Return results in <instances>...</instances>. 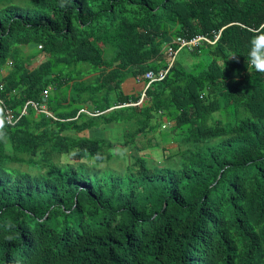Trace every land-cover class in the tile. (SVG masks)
I'll return each instance as SVG.
<instances>
[{
  "label": "trees",
  "instance_id": "1",
  "mask_svg": "<svg viewBox=\"0 0 264 264\" xmlns=\"http://www.w3.org/2000/svg\"><path fill=\"white\" fill-rule=\"evenodd\" d=\"M261 25L264 0H0V264H264ZM219 32L130 105L124 83L168 68L167 45ZM115 157L122 174L74 167Z\"/></svg>",
  "mask_w": 264,
  "mask_h": 264
},
{
  "label": "clouds",
  "instance_id": "2",
  "mask_svg": "<svg viewBox=\"0 0 264 264\" xmlns=\"http://www.w3.org/2000/svg\"><path fill=\"white\" fill-rule=\"evenodd\" d=\"M60 7H62V8L65 7V4L62 2L61 5H60ZM36 47H38V49H42V46L41 45H38ZM238 57L239 56H237L234 53H230V55H229V59L236 60V62H239ZM38 63H40V61H37L36 65H38ZM247 64H248V72L250 70H254L256 73H259V74L264 75V25H261L252 34L251 38L249 39V42H248V51H247ZM11 65H12L11 63H8V67H11ZM7 74H8L7 68H5L2 71H0V94L4 90V83L2 81V78L4 76H6ZM144 76L137 78V79H141V81H143L144 88H143L142 92L139 93V96H140L139 101L136 104H134V103L133 104H130L132 106L133 105H140L143 102V100H144V98L146 96V92H147L148 89L146 91H145V89H146V86L148 84V81L143 78ZM157 82H161V81H157ZM48 96H49V93H48ZM41 97H42V103H40V102L37 103V102H34V101H28L27 102V105H25L24 109L22 110V114H25L26 113V111L28 109V105L32 106L37 111V113H39V114L47 113L48 111H47L46 103L48 102V97H45L44 92L42 93ZM1 98L3 100V105H0V141H6V139H7V133L5 131L6 123L8 125H14L15 122H16V120H13V113H12L11 109L8 108V106L6 105L5 99L3 98V95L2 94H1ZM32 103H37L39 106L38 107H35V106H33ZM167 125L168 124H166V123L163 124L162 128L163 129L166 128ZM75 154L76 153L73 152V155H75ZM100 158L101 157L98 155L97 156V159H100ZM22 167H26V165H23V166L22 165H18V169L19 168H22ZM26 169H27V167H26ZM29 169L30 170H34L33 167H29ZM121 169H122V172H116V173H118V174L124 173V170H125V165L124 164L121 166ZM5 227H6V230H11L12 228H14V225L7 224ZM13 238L14 237L12 235H6L5 236V239L6 240H11Z\"/></svg>",
  "mask_w": 264,
  "mask_h": 264
},
{
  "label": "rangeland",
  "instance_id": "3",
  "mask_svg": "<svg viewBox=\"0 0 264 264\" xmlns=\"http://www.w3.org/2000/svg\"><path fill=\"white\" fill-rule=\"evenodd\" d=\"M3 3L8 6L9 3H11V5H20V6H27V5H30V0H23V1H18V0H3ZM39 64V63H38ZM127 87H129V89H132L131 92L133 91L134 93L136 94H139L140 91H138V93L136 92V89H134V86L132 84H127L125 83ZM111 132H109L110 134ZM86 136H89L90 135V132H86L85 133ZM171 145V144H170ZM168 146V148H171V149H174L177 147V144L176 145H172V146ZM145 152V151H144ZM167 153V155H172V153H175V152H172L170 153V151L168 152H164L163 150H159L158 153L154 154L152 153V159L156 162V161H160L158 164L159 165H165L167 164L168 162L163 160L162 157H165V155ZM120 156L121 158L124 157V160L126 161L127 160V163L128 165H130V160L132 159V155L128 154L127 156H121V155H118ZM67 157H63V162L66 163L68 162L69 158ZM69 162H72L71 160H69ZM124 164V161L122 162L121 159H118L117 157L115 158H112L111 162L107 163V164H99V165H96L94 162L90 163V161H85V160H82L81 163H77L74 167L76 166H82L85 170H87L88 172H90L91 174H101L102 172L104 171H108V172H112V174L114 172H122V169H121V166ZM105 165V166H104ZM102 166H104L102 168ZM26 167H22V169L24 170Z\"/></svg>",
  "mask_w": 264,
  "mask_h": 264
},
{
  "label": "built area",
  "instance_id": "4",
  "mask_svg": "<svg viewBox=\"0 0 264 264\" xmlns=\"http://www.w3.org/2000/svg\"><path fill=\"white\" fill-rule=\"evenodd\" d=\"M220 35L221 33L215 34V37L213 40H210L207 36H197V37H193L190 39L182 37V36L177 37L171 45L166 46L167 54L171 58L170 66L166 69L160 70L159 72L149 71L143 77L144 79L148 81L145 91L149 89L152 83L157 82V81H163L167 77L170 71V67L172 66L178 53L182 49H194L195 47L199 46L202 42H207V43H210L211 45H214L220 39ZM174 44L176 46H174ZM44 94H45V97H48V91H45ZM32 104L35 107L39 106L37 103H32ZM0 105H3L1 94H0Z\"/></svg>",
  "mask_w": 264,
  "mask_h": 264
},
{
  "label": "crops",
  "instance_id": "5",
  "mask_svg": "<svg viewBox=\"0 0 264 264\" xmlns=\"http://www.w3.org/2000/svg\"><path fill=\"white\" fill-rule=\"evenodd\" d=\"M32 49H34V47H32ZM25 50L29 51V48H26ZM125 83L132 84L134 86V89H136L137 93H138V91L142 92V90L144 88V83H143V81H141V79H137V78L127 79ZM125 83L123 85L124 91L128 94H133V95L136 94L133 91L131 92L132 89H129V87H127ZM172 145H176V143H172L170 146H172ZM176 148H174V149H176ZM169 149H171V148H169Z\"/></svg>",
  "mask_w": 264,
  "mask_h": 264
}]
</instances>
